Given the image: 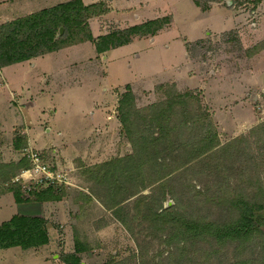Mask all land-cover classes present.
<instances>
[{
	"label": "rangeland",
	"instance_id": "1",
	"mask_svg": "<svg viewBox=\"0 0 264 264\" xmlns=\"http://www.w3.org/2000/svg\"><path fill=\"white\" fill-rule=\"evenodd\" d=\"M194 1L206 10L218 0ZM150 6L151 13L162 16L159 20L174 17L176 11V28L164 41L157 42L159 48L149 51L147 48L153 46L140 43L129 52L128 58L148 55L143 58L145 63L137 65L138 70L146 69L147 73L161 66L163 58L168 63L172 59L178 65L181 63L182 48H178L176 40L181 33L190 35L223 26V15L217 9L202 17L188 0H153ZM111 27L109 33L117 32L114 24ZM165 42L174 43L171 54L163 53ZM197 43L188 49L193 65L205 75L204 80H210L214 76L211 73L220 74L221 80L242 74L246 57L264 45L253 46L249 29L211 34ZM94 55L95 48L87 44L43 63L40 70L27 68L10 73L16 85L32 86L35 95L43 90L39 84L41 76L49 74L51 82L47 86L42 83L46 92L37 97L33 109L35 120L46 111L43 122L49 126L44 123L39 127H48L46 132L51 130V134L45 135L47 147L30 151L21 130L25 124L21 125L16 118L5 119L7 123L0 120L1 181L9 190L12 185H20L13 180L34 168L31 155H37L42 165L63 178L50 187L30 186L31 191L20 185L24 197L35 200L29 193L36 188H54L62 194L68 215L62 221L52 215V243L27 257L40 264H64V258L70 256H74L69 258L73 264L74 259L82 264H264V232L245 244L218 242L205 236L185 240L180 226L170 220L224 225L238 217L235 202H264V138L252 137V132L264 123V103L252 104L249 113L255 119L251 129L236 136L220 137L203 91H179L167 85L155 95L146 94L145 99L139 97L126 105L124 112L130 116L133 138L123 127L115 138H106L99 129L86 128L84 111L92 102L100 101L101 85L124 83L126 67L112 64L102 78L103 72L97 67L100 63L95 61L99 57L93 59ZM102 66L105 68V64ZM185 94L198 95V102L179 100V95ZM258 96L260 92L251 94L252 98ZM11 103L19 108L12 98ZM170 105L173 108L168 111ZM164 111L167 119L162 134L156 115ZM240 113L249 116L246 111ZM121 115L119 110V118ZM55 127L57 135L58 130L61 132L58 138H63L58 144L54 143L58 139L53 134ZM16 139L20 140V150L14 148ZM7 148L15 149L14 157L4 155ZM205 150L207 154L202 155ZM20 163L26 167L19 168ZM160 179L163 180L159 182ZM170 208L172 214H165ZM1 257L0 254V264H4Z\"/></svg>",
	"mask_w": 264,
	"mask_h": 264
},
{
	"label": "crops",
	"instance_id": "2",
	"mask_svg": "<svg viewBox=\"0 0 264 264\" xmlns=\"http://www.w3.org/2000/svg\"><path fill=\"white\" fill-rule=\"evenodd\" d=\"M72 1L75 0H0V26ZM81 1L86 7L105 3L109 9L107 15L91 19L89 22L90 31L95 40L111 34L108 32V29L112 28V24L115 25L116 31H124L163 19L160 18L162 17L161 15H155L154 11L153 13L149 11L151 10L150 4L153 0ZM223 1V3L221 0L214 1V5H212L210 9L201 10L194 0H188V3L198 10L202 17L212 14L214 10L217 9L218 13L223 15V26L217 29L197 31L196 34L186 35L185 33H181L180 36L176 38L177 42L180 44V47H177L180 49L182 48V61L179 65L175 63L173 59L168 63L163 58L164 63L161 66H156V70L154 69L152 72L147 73L146 69H137L138 64L145 63L143 58L147 59L148 55L146 53L136 54L134 57L128 58L129 52L140 43H147L148 45L153 46L147 48L149 51H151L152 48H159L160 45H157V42L164 41L166 36L175 30L176 11L174 7H171V9L175 11L173 15L174 17H169L170 23L165 25L155 35L134 36L130 44L111 49L105 54H99L94 42L89 41L27 62L6 68H0V120L7 123L5 119L8 118L11 120V118H16L19 119L18 121L21 125L25 124L26 127L21 128V130L24 135L23 137L26 138L27 144L31 148L30 151H34L37 148L40 149V147H47L46 140L44 139L46 134H51V130L46 132L48 127L45 130L42 129V127H39L40 125L47 123L45 121L43 122L46 111H44L43 116L38 119L39 121L35 120L33 106L37 97L40 96L41 93L46 92V88L42 83L44 82L46 86L49 85L51 77L47 73H44L41 76L39 84L43 90H41L38 95H35L33 94L32 86L30 87L26 84L16 85L10 77V73L11 71H18L19 73L27 70V68H32L33 71L40 70L43 63L58 58L59 55H68V53L74 51L76 48L89 44L96 50V55L93 56V59L99 57L95 61H97V63L99 61L100 63L99 65L97 64V67H99V71L101 70L103 72L102 78L107 76L106 72L108 66L111 67L112 64H118L120 68L126 67V80L121 85H101L100 89H103L101 90L102 95L100 96V101L95 103L92 102V106L84 111L85 113L83 117L87 123L86 128L99 129L103 132L106 138H115L123 127L118 112L120 102L128 90H130L137 101V98L139 97L145 99L146 94L150 96L155 95L161 87L171 85L175 86L179 91L186 90L192 92L199 90L204 92L202 95L205 97L207 96L206 99L208 100L206 105L211 112L215 126L217 125L220 137L227 134L236 136L239 133H244V129H251V123L253 119H255V117L253 118L251 113H249L252 111V104L256 103V101H262V103H264V99L262 98L264 95V45L258 49L257 52L252 53V55H246L247 65L245 64V67L242 69V74H232L229 78L222 80L221 75L218 73H211V75L214 76L210 80H204L205 75L199 67L193 65L188 49L190 45L202 42L211 34L220 35L245 29L250 30V34L253 37L254 47L264 43V0ZM164 10L166 11V9ZM173 44L171 45L165 42L162 49L163 53L171 54L173 52ZM89 63H91L90 60ZM102 63L105 64V68H103ZM233 77L237 78L232 82L231 78ZM76 83L77 77L74 78V84ZM80 84L82 85V83ZM97 91L99 92V90ZM258 92H260L258 98L251 97V94ZM209 96H211V100H209ZM11 98L19 108H16L12 103L10 104ZM114 110L116 111L115 114H113ZM244 111L248 112V117L240 113ZM16 112H18L19 115ZM52 113H54V111ZM47 124L49 126V123ZM256 125L258 124H255V126ZM54 131L53 134L55 135L57 132L56 127L54 128ZM58 133L61 135L59 130ZM81 133H79L78 137ZM60 135H57L56 138ZM61 139L58 138L54 143H60V141H62ZM74 145H76V142ZM14 154H16L14 148H7V153L4 155L6 157H14ZM28 197L24 198L28 199ZM17 208L19 211H16L15 213ZM64 208L65 206L62 201L42 203L32 200L31 202L19 204L16 202L13 193L7 189V184L0 179V227L16 216L43 219L47 223L49 244H51L52 236L49 220L52 215L55 219L60 221H62V219H67L66 217L68 215L66 208ZM58 217H61V219ZM44 247L29 250H23L21 248L1 249V261L4 262V264H25L27 261H33L36 264H40L34 259L31 260L27 255ZM13 249H16L17 251H11Z\"/></svg>",
	"mask_w": 264,
	"mask_h": 264
},
{
	"label": "trees",
	"instance_id": "3",
	"mask_svg": "<svg viewBox=\"0 0 264 264\" xmlns=\"http://www.w3.org/2000/svg\"><path fill=\"white\" fill-rule=\"evenodd\" d=\"M108 13L109 9L105 3L86 7L81 0H75L1 25L0 68L27 62L89 41L94 42L99 54H105L111 49L130 44L134 36H153L165 25L170 23L169 19L149 22L124 31L113 32L95 40L92 37L89 22L91 19L103 17ZM61 29H64L65 33L59 36ZM71 34L73 35L69 38ZM201 43L198 42L196 45ZM197 96L192 94L179 95V100L186 101L187 99L198 98ZM134 100V95L128 90L123 96L119 107L122 114L120 121L123 128L127 130L129 138H133L130 129L132 123H129L130 116L124 110H126V105L129 102H134ZM195 100L197 101V99ZM172 108V105H170L167 110L171 111ZM156 116L158 117L159 133L162 132L163 134V122H166L165 119L167 118L165 117L167 115L164 111L162 115ZM253 136L264 138V123L252 132ZM214 138L217 137L215 136ZM19 141V139H16L14 142V148L16 150H20ZM204 154H207L206 150L202 155ZM196 159H193V161ZM18 167L25 168L26 166L20 163ZM0 179H2L1 174ZM162 180L160 179L159 182ZM11 187L10 191L13 193L17 203L32 201L24 198L25 193H23L20 185L15 184ZM36 191L39 190L36 188L35 191L29 193V195L35 197L33 201L36 202H59L63 199L62 194L55 192L54 188H48L39 192ZM234 205L238 212V217L224 225L206 223L204 221H177L176 218H171L170 220L171 223L180 226L179 228L184 232L185 240L205 236L211 237L218 242L231 240L245 244L256 235H261L264 232V202L252 204L248 201H239L237 203L235 202ZM172 212L170 208L165 214L171 215ZM159 218L161 217L159 216ZM166 219L168 221V217ZM168 223L166 222L165 224ZM48 244L49 235L47 223L43 219L16 216L0 227V250L11 248L29 250L44 247ZM70 257L74 258V256ZM70 257L64 258V264H73L69 259ZM74 260L76 264H82L80 260Z\"/></svg>",
	"mask_w": 264,
	"mask_h": 264
},
{
	"label": "built area",
	"instance_id": "4",
	"mask_svg": "<svg viewBox=\"0 0 264 264\" xmlns=\"http://www.w3.org/2000/svg\"><path fill=\"white\" fill-rule=\"evenodd\" d=\"M31 158L33 160L34 168L24 171L20 176L13 180L15 183L22 185L25 191H31L30 186L50 187L63 178L61 174L55 173L48 167L42 165L40 163L41 158L37 155L32 154ZM28 183L29 185H27Z\"/></svg>",
	"mask_w": 264,
	"mask_h": 264
},
{
	"label": "water",
	"instance_id": "5",
	"mask_svg": "<svg viewBox=\"0 0 264 264\" xmlns=\"http://www.w3.org/2000/svg\"><path fill=\"white\" fill-rule=\"evenodd\" d=\"M63 34H64V29H61L59 36H62Z\"/></svg>",
	"mask_w": 264,
	"mask_h": 264
}]
</instances>
